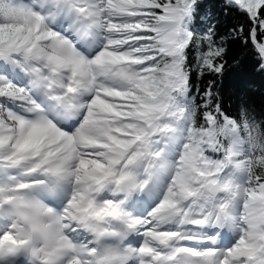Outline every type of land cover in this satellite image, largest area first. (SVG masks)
I'll return each mask as SVG.
<instances>
[{"label":"snow or ice","instance_id":"obj_1","mask_svg":"<svg viewBox=\"0 0 264 264\" xmlns=\"http://www.w3.org/2000/svg\"><path fill=\"white\" fill-rule=\"evenodd\" d=\"M204 8L0 0V264H264V117L192 82L264 0Z\"/></svg>","mask_w":264,"mask_h":264},{"label":"trees","instance_id":"obj_2","mask_svg":"<svg viewBox=\"0 0 264 264\" xmlns=\"http://www.w3.org/2000/svg\"><path fill=\"white\" fill-rule=\"evenodd\" d=\"M205 4L204 12H217L221 0H202ZM215 5V7H213ZM221 19V31L223 32L231 24L243 25L247 30V21L243 18L230 16ZM244 37V33L240 34ZM246 38V37H245ZM227 60L229 67L223 77L205 74L200 77L193 71L192 82L201 92L210 84H215V90L220 93L222 107L235 116L243 105L249 106L258 117H264V72H260L256 66V57L251 45L245 46L243 39L239 42H231L228 45ZM197 51L189 54L190 62L198 56ZM195 69V64H193Z\"/></svg>","mask_w":264,"mask_h":264}]
</instances>
